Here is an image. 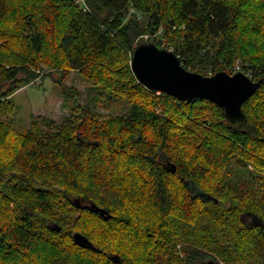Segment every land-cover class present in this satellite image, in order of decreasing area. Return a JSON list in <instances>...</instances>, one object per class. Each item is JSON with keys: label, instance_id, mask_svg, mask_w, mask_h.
I'll return each instance as SVG.
<instances>
[{"label": "trees", "instance_id": "1", "mask_svg": "<svg viewBox=\"0 0 264 264\" xmlns=\"http://www.w3.org/2000/svg\"><path fill=\"white\" fill-rule=\"evenodd\" d=\"M82 2L0 0V264H264V43L258 57L241 52L244 32L264 40V0ZM143 43L204 76L239 66L260 87L240 120L148 89L132 70ZM41 65L80 72L90 91L80 104L62 84L69 114L17 132L19 74ZM67 206L80 212L74 227Z\"/></svg>", "mask_w": 264, "mask_h": 264}, {"label": "water", "instance_id": "2", "mask_svg": "<svg viewBox=\"0 0 264 264\" xmlns=\"http://www.w3.org/2000/svg\"><path fill=\"white\" fill-rule=\"evenodd\" d=\"M132 70L138 81L148 89L165 92L180 101L198 98L210 100L224 108L231 120L242 118L244 101L260 87V81L252 80L243 72L230 75L226 71H219L214 75L204 76L188 70L176 53L160 48L155 43H143L135 48ZM172 171H175L174 167ZM88 208L106 219L111 217L107 210L96 204H88ZM56 229L60 230V227ZM73 239L79 246L95 248L81 232H75ZM112 258L118 262L117 256ZM202 264L218 263L208 260Z\"/></svg>", "mask_w": 264, "mask_h": 264}, {"label": "rangeland", "instance_id": "3", "mask_svg": "<svg viewBox=\"0 0 264 264\" xmlns=\"http://www.w3.org/2000/svg\"><path fill=\"white\" fill-rule=\"evenodd\" d=\"M78 2L80 4L83 3L82 0H78ZM257 13L260 16V19L264 18V9L259 10ZM248 14L252 16L251 12H248ZM148 39H151L149 35L140 37V40L143 41H150ZM241 40L243 41V44H245L241 52L246 56L258 57L259 54H261V50H258L259 47L255 48L264 43L263 36L260 33L246 31ZM216 50L217 49L212 48L211 51L214 54ZM237 59H241V57H238ZM240 62L241 61L239 60L236 63ZM33 72V75L28 78L24 73L19 74L21 80L27 79V81L21 83V88L12 95V99L17 108L10 117L14 122L15 130L17 132H25L29 128L31 119L34 116H47L60 122L69 114V109L71 107L73 108L74 104L68 103L70 106H66V104L64 105L65 100L62 93V84L78 89L81 92V96L78 100L80 104H83L86 101L87 93L90 91L89 87L91 83L76 70L67 71L68 75L63 77L62 70L51 69L45 65H41L38 70H33ZM74 101L75 100H70V103H73ZM100 112L107 113L108 110L100 108ZM60 213L62 218L68 223V226L74 227L77 219L80 217V212L73 209L71 206H67L60 210ZM251 221L250 218H246L247 223H251ZM225 226L227 231L226 235L229 237L230 242L231 240H235V236L229 232L230 229L227 225ZM44 233L54 239H57L61 235H50L46 230H44ZM226 245H228V243H226ZM178 248L181 249V245H178ZM216 258L219 260L220 264H224L218 257ZM207 259H211V257H207Z\"/></svg>", "mask_w": 264, "mask_h": 264}, {"label": "built area", "instance_id": "4", "mask_svg": "<svg viewBox=\"0 0 264 264\" xmlns=\"http://www.w3.org/2000/svg\"><path fill=\"white\" fill-rule=\"evenodd\" d=\"M82 1H83V0H82ZM238 70H239V66L236 67V69H235V73L238 72Z\"/></svg>", "mask_w": 264, "mask_h": 264}]
</instances>
